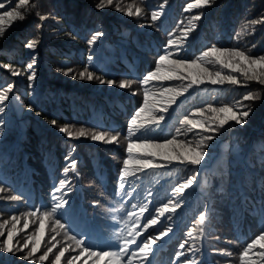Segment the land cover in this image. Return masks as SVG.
<instances>
[{
	"label": "trees",
	"instance_id": "16d2710c",
	"mask_svg": "<svg viewBox=\"0 0 264 264\" xmlns=\"http://www.w3.org/2000/svg\"><path fill=\"white\" fill-rule=\"evenodd\" d=\"M4 2L8 10L18 7V0ZM195 3L29 0L19 8L23 20L5 23L0 35V93L6 95L0 101V264H56L61 251L59 264H147L139 259L140 249L169 232L173 237L154 264H264L259 244L243 255L264 234V84L225 68L215 56H203L213 47L264 56V0H209L188 8ZM96 32L103 35L90 46ZM169 53V59L196 60L209 72L234 76L239 83L205 81L153 109L152 101L160 100L163 89L181 90L188 83H142L158 66L159 56ZM86 68L94 73L91 81L80 79ZM102 79L116 83L101 84ZM121 83L127 86L121 88ZM146 92L149 108L140 120H156L132 126L130 135L131 118L144 106ZM248 94L254 99L245 100ZM222 107L250 115L243 126L231 120L219 126V117L226 114L212 109ZM185 119L216 131L192 127ZM66 125L86 136L60 132ZM100 132L106 133L105 141L91 139ZM112 135H117L115 142H109ZM207 135L213 139L206 140ZM173 139L202 152L199 165L207 166L201 175L197 165L180 160L139 171L130 166L124 174L130 142ZM133 158L160 162L143 152ZM193 176L192 185L201 178L198 192L175 191ZM61 181L67 183L57 192ZM161 209L167 210L161 214ZM42 222L40 245L32 253L29 238L39 235ZM204 227L209 262L201 243ZM9 233L10 253L3 250ZM138 235L141 243L134 242ZM101 252L109 254H90Z\"/></svg>",
	"mask_w": 264,
	"mask_h": 264
},
{
	"label": "snow or ice",
	"instance_id": "6c2138e0",
	"mask_svg": "<svg viewBox=\"0 0 264 264\" xmlns=\"http://www.w3.org/2000/svg\"><path fill=\"white\" fill-rule=\"evenodd\" d=\"M109 4L112 3V0H107ZM29 0H18V7H13L12 10H8L5 6L4 0H0V9H3V13L0 14V35L4 33V25L6 22H11L16 19L23 20L24 16L22 15L21 11L19 10L20 7H23L25 5H28ZM207 5L209 4V0H196L195 4H189L188 8L193 7H200V5ZM98 7H103V4L99 5ZM129 15L132 13L129 12ZM157 18V15L153 14V19L155 20ZM199 17H197L198 19ZM103 33L96 32L92 35L91 39L88 41L89 45L95 43L98 37L102 36ZM169 43H172V41H169ZM28 47L32 48L34 47L33 44H29ZM169 54L161 55L159 56L158 60V66L154 71H149L142 79L143 84H148L149 81L152 80H187L188 83L184 85V87L181 90H176L174 88H166L163 89L160 93V100H153L151 107L154 109L157 107V105H161L164 102L172 103L174 102L176 96L182 94V92L187 91L189 88L193 87L194 85H198L200 83H203L205 81H208L212 84H218L223 83L225 80H227L229 83L237 84L239 81L231 75L223 76L219 72L211 73L206 68L201 67L200 63H198L196 60H192L191 62H186L183 59H169ZM203 56L210 57L215 56L217 62H220L223 64L225 68L231 69L234 72H242L244 77L247 80H258L261 84H264V56H260L258 58H252L249 56H246L244 52L242 51H230V52H224L221 51L218 48L213 47L210 51H205L203 53ZM222 56H227L228 59L221 60L220 58ZM89 59H92L90 56ZM167 64V67L164 68L163 66ZM29 69L33 67L32 63H29L27 65ZM257 68H259V72L257 71ZM71 69H68L65 74H68ZM15 74V73H14ZM35 73L33 72L29 76V86H31V81L35 79ZM75 78V77H74ZM94 78V73L90 72L85 69L84 72L80 74V79H87L91 81ZM101 84H108L113 85L116 83L114 80H100ZM127 86V83H121L120 87L124 88ZM11 87V86H9ZM6 99V95L3 93H0V101H4ZM245 100H252L254 97L251 94H248L244 97ZM31 107V106H30ZM149 108V98L148 93H145V102L144 106L141 107L136 113L135 116L131 118L130 126L128 128L129 134H133L134 129L132 126H138L143 127L145 123H151L152 121L156 120L155 116H151L150 119L147 121L140 120L141 114L145 113L146 109ZM162 111H166V107L161 109ZM3 111V108H0V112ZM213 112L226 114L221 115L219 117L218 123L219 126H223L225 123H227L229 120L234 121L236 124H239L241 126L244 125L247 117L250 115V111H242V112H235L230 107H222L219 109H212ZM163 116H160L159 119H163ZM139 121V124H138ZM187 125H190L192 127H197L198 124L201 128H204L206 132H215V128L207 127L205 124H200L197 120L193 119H185L183 122ZM52 124L55 125L56 121L53 120ZM60 132L66 133L69 137H85L86 133L81 130L78 133H73L70 131L69 126L61 127ZM118 135V134H117ZM117 135H112L109 142H115L117 140ZM91 139L94 141H105L106 139V133L100 132L99 134H93L91 136ZM206 140H212V135H207L205 137ZM127 151L129 153V158L124 161L123 170L124 174L126 175L128 172V169L130 166H134L136 170H143L145 168H157L161 166L162 161H168L171 162L172 160H180V161H188L192 165H199L201 163V160L203 158L202 152L198 151L197 147L190 146L189 144L183 143V142H177L176 140H168L165 143H154V142H146V141H140V142H130L127 146ZM143 152L148 157H159L160 162H154L153 159H141V158H133L134 153ZM71 164L73 167H75L76 161H71ZM65 171H67V166L65 168ZM195 177L193 176L191 179L186 181L185 183L181 184L179 187L175 189L177 193H182L186 188L190 186L192 183V180H194ZM66 181H61L59 184V187L56 188L57 192H60L62 189L65 188ZM3 187L0 186V191H3ZM12 199H16V197H12ZM61 199V198H57ZM62 203H67V201H64L61 199ZM57 207H60V204L56 205ZM167 209H161V214L166 211ZM16 217H13V220H15ZM47 219V213L45 214V220ZM200 223L201 225L204 224L205 216H200ZM59 224V222L57 221ZM151 223H155V220H152ZM28 225L25 224V227ZM60 228H63V224L59 225ZM43 229H44V223L42 222L40 224V232L39 235H35L33 237L29 238V242L33 243L34 246L31 248V252L34 253L37 251L40 245V237L43 235ZM170 230V229H169ZM15 231V230H14ZM164 233H161L163 235ZM191 233H189L190 235ZM12 235L13 233L8 234L7 243L4 247L5 252H12ZM70 239H76L75 236L70 237ZM77 244L82 243L80 240H76ZM261 245V247H264V234L259 235L257 239L254 240L253 243L248 244L243 252V255H247L248 250L255 247V245ZM28 243H25L24 247H27ZM126 247V246H125ZM183 247V245H181ZM149 249V244H144V247L140 249V251L144 254V256H147V250ZM51 251V249H49ZM95 254L97 257L100 255H108L109 253L101 252V253H90ZM124 253H121L123 255ZM183 253H179L178 255H182ZM64 255V252L61 251L58 256H56V264H59L60 257ZM27 258V257H25ZM46 256H42L41 259H46ZM78 257H74L73 259H77ZM114 264H119V261H114Z\"/></svg>",
	"mask_w": 264,
	"mask_h": 264
},
{
	"label": "rangeland",
	"instance_id": "374dc122",
	"mask_svg": "<svg viewBox=\"0 0 264 264\" xmlns=\"http://www.w3.org/2000/svg\"><path fill=\"white\" fill-rule=\"evenodd\" d=\"M36 67L41 68L40 63H37V64H36ZM193 187H194V185H192V183H191L190 186L187 188V190H189V189H191V188H193Z\"/></svg>",
	"mask_w": 264,
	"mask_h": 264
}]
</instances>
